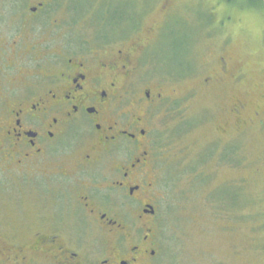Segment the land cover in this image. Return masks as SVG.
I'll return each instance as SVG.
<instances>
[{"label":"flooded vegetation","instance_id":"flooded-vegetation-1","mask_svg":"<svg viewBox=\"0 0 264 264\" xmlns=\"http://www.w3.org/2000/svg\"><path fill=\"white\" fill-rule=\"evenodd\" d=\"M45 5L28 6V15ZM119 26L100 34L103 43L81 44L63 32L53 49L10 56L0 40V198L11 199L12 213L29 209L33 224L22 240H9L0 227V257L9 264H31L38 256L50 264H145L155 253L146 235L143 244L122 249L118 218L127 195L139 202V216L155 212L142 199L156 161L155 110L182 99L174 84L193 65L187 60L188 69L168 71L165 81L151 78L161 36L152 41L162 24L152 21L125 42H104ZM235 67L227 53L218 55L198 80L201 93L228 90ZM226 98L218 131L240 134L263 124L261 106L234 94ZM32 193L36 202L21 205ZM90 234L99 239L92 242Z\"/></svg>","mask_w":264,"mask_h":264},{"label":"rangeland","instance_id":"rangeland-1","mask_svg":"<svg viewBox=\"0 0 264 264\" xmlns=\"http://www.w3.org/2000/svg\"><path fill=\"white\" fill-rule=\"evenodd\" d=\"M40 1L47 3L43 10L28 15L27 7ZM164 1L0 0V40L10 56L26 48L53 49L63 32L81 44L82 39L98 44L100 34L121 24L109 35L113 40H104L121 43L152 21L162 24L152 41L161 36L153 69L149 65L151 78L165 81L168 71L181 74L188 61L193 70L174 84L182 99L155 110L156 161L142 196L155 212L139 216V202L125 196L118 244L122 249L140 245L146 235L155 253L145 264H264V3ZM164 4L166 10L159 12ZM225 53L234 60L237 78L228 90L201 93L199 78ZM230 94L261 106L263 124L254 122L240 134L218 131ZM32 196L21 205L29 208L36 202ZM10 202L0 198V227L9 240H22L31 232L32 216L26 208L12 213ZM34 258L31 264H50ZM9 263L0 257V264Z\"/></svg>","mask_w":264,"mask_h":264},{"label":"trees","instance_id":"trees-1","mask_svg":"<svg viewBox=\"0 0 264 264\" xmlns=\"http://www.w3.org/2000/svg\"><path fill=\"white\" fill-rule=\"evenodd\" d=\"M259 1L264 3V0H259Z\"/></svg>","mask_w":264,"mask_h":264}]
</instances>
